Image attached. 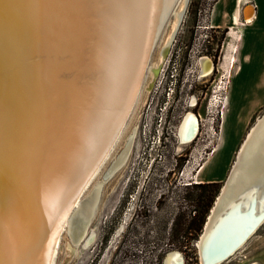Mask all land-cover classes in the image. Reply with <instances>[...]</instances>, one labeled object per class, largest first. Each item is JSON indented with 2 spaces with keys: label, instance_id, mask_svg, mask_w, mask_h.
Returning a JSON list of instances; mask_svg holds the SVG:
<instances>
[{
  "label": "bare ground",
  "instance_id": "obj_1",
  "mask_svg": "<svg viewBox=\"0 0 264 264\" xmlns=\"http://www.w3.org/2000/svg\"><path fill=\"white\" fill-rule=\"evenodd\" d=\"M188 2L0 0V264H55L62 235L77 216L90 222L98 188L87 201L81 196L123 134L143 86L152 88ZM174 10L159 59L151 65ZM254 14L251 5L247 20ZM200 63L202 76L211 74L212 60L201 58ZM225 118L224 111L222 126ZM197 132V117L188 113L178 128L180 142H192L188 138ZM131 147L132 141L111 169L126 161ZM208 165L201 164L198 175ZM263 223L260 117L213 208L200 264H215L221 252L248 237L234 256ZM85 233L84 227L77 230L76 240ZM165 264L185 260L173 251Z\"/></svg>",
  "mask_w": 264,
  "mask_h": 264
},
{
  "label": "rangeland",
  "instance_id": "obj_2",
  "mask_svg": "<svg viewBox=\"0 0 264 264\" xmlns=\"http://www.w3.org/2000/svg\"><path fill=\"white\" fill-rule=\"evenodd\" d=\"M215 1L189 0L160 74L150 90L143 86L123 134L81 196V201H87L98 188L94 216L86 224V217L79 214L70 231L68 228L63 233L55 264H165L173 251L184 257L185 264L200 263L195 244L200 234L181 231L177 223L184 214L188 218L194 214L193 199L202 190L195 184L212 182L198 175L211 152L216 149L217 153L211 155L207 172L220 165L214 174L222 186L231 174L236 156L221 163L224 147L235 140L254 100L237 98L238 87L248 83L234 75L230 85L229 73L223 69L237 41L232 37L236 34L233 29L211 26L209 15ZM173 14L163 25L151 65L159 59L175 10ZM204 57L215 64L208 76L201 72L200 59ZM150 80L148 72L145 87ZM227 94L230 98L226 106ZM258 102L261 106L245 124L247 131L264 112V98ZM224 111L226 126L221 133ZM190 112L199 120L200 132L194 141L182 144L177 132ZM130 141L126 161L111 169ZM83 227L85 237L76 240V231ZM89 238L91 242L86 245ZM255 263L264 264V223L238 253L222 264Z\"/></svg>",
  "mask_w": 264,
  "mask_h": 264
},
{
  "label": "crops",
  "instance_id": "obj_3",
  "mask_svg": "<svg viewBox=\"0 0 264 264\" xmlns=\"http://www.w3.org/2000/svg\"><path fill=\"white\" fill-rule=\"evenodd\" d=\"M247 4H252L255 8V14L251 21H248L245 17ZM209 22L215 28H230L233 29L231 31L234 34L236 33L235 36H231L234 40L236 39L237 43H234L232 49H230L231 57L226 56L223 69L226 74L229 73L230 85L233 82L234 75L238 76L239 81L248 83V85L238 87L237 98L254 99L251 102L253 103L252 109L247 110V119L244 121V125L238 130V134L234 135L235 140L230 142L228 146L225 144V156L221 161V163H224L231 161L235 156L237 160V154L247 133L245 124L249 122L257 108L261 106L258 100L264 98V0H216L210 11ZM245 67L246 71H244ZM226 98L227 106L230 98L228 94ZM223 128L222 126L221 133ZM210 160L211 158L206 161L210 163ZM216 168L212 167L209 169L210 171L207 172L206 170L202 174L204 181L219 180L214 174Z\"/></svg>",
  "mask_w": 264,
  "mask_h": 264
},
{
  "label": "trees",
  "instance_id": "obj_4",
  "mask_svg": "<svg viewBox=\"0 0 264 264\" xmlns=\"http://www.w3.org/2000/svg\"><path fill=\"white\" fill-rule=\"evenodd\" d=\"M194 187L202 188L201 192L195 197L194 200V214L189 218L186 214L180 217L178 221L179 229L186 233L198 235L201 233L206 218L209 214L211 207L215 201V197L220 192L222 183L218 181L198 183Z\"/></svg>",
  "mask_w": 264,
  "mask_h": 264
},
{
  "label": "water",
  "instance_id": "obj_5",
  "mask_svg": "<svg viewBox=\"0 0 264 264\" xmlns=\"http://www.w3.org/2000/svg\"><path fill=\"white\" fill-rule=\"evenodd\" d=\"M189 1V0H188ZM188 4V3H187ZM252 4H247L246 5V7H245V11H246V9L249 7V6H251ZM184 14H185V11H184ZM183 17H184V15H183ZM182 17V18H183ZM245 17H246V15H245ZM181 22H182V20H181ZM181 22H180V24H181ZM259 117H264V112H263V114H261V115H259ZM197 134V133H196ZM196 134L195 135H193V136H191V137H189L188 139L189 140H193L194 138H195V136H196ZM239 153V152H238ZM237 156H238V154H237ZM226 182H227V179H226V181L224 182V184H223V186L221 187V189H220V192L218 193V195H217V197H216V199H215V201H214V203H213V206L211 207V209H210V211H209V214H208V216H207V218H206V221H205V223H204V226H203V229H202V231H201V233H200V235H199V238L197 239L198 241H196V246H197V248H198V251H199V255H200V258H201V249H203V252H204V250H205V244H206V231H207V227H208V223H209V221H210V217L212 216V214H213V208H215L216 207V205H217V199H218V197L221 195V193H222V191H223V187H224V185L226 184ZM248 237H246V239H247ZM203 239V240H202ZM245 239V240H246ZM245 240L243 241V242H245ZM201 241H202V244H201V246H200V244H199V242L201 243ZM242 242V243H243ZM241 243V244H242ZM241 244L239 245H233V246H231V247H229V248H227L224 252H221L220 254V256H219V258H217L216 260H215V264H221L222 262H224L225 260L226 261H228L229 259H231L232 257H233V254H234V252L238 249V248H240V246H241ZM200 263H201V259H200ZM199 263V264H200Z\"/></svg>",
  "mask_w": 264,
  "mask_h": 264
},
{
  "label": "flooded vegetation",
  "instance_id": "obj_6",
  "mask_svg": "<svg viewBox=\"0 0 264 264\" xmlns=\"http://www.w3.org/2000/svg\"><path fill=\"white\" fill-rule=\"evenodd\" d=\"M169 54V53H168ZM168 56V55H167ZM204 58H206V59H210V60H212L210 57H204ZM166 59H167V57H166ZM212 62H213V60H212ZM206 64V63H205ZM208 65V64H207ZM206 67V66H205ZM215 68V64H214V62H213V69ZM161 69H162V67H160V71H161ZM160 71H159V73H158V75L160 74ZM157 75V76H158ZM190 113H193V112H190ZM194 114V113H193ZM195 115V114H194ZM196 116V115H195ZM197 121H198V132H197V134H196V136H195V138L197 137V135L199 134V132H200V122H199V120L197 119ZM194 138V139H195ZM194 139H193V141H194Z\"/></svg>",
  "mask_w": 264,
  "mask_h": 264
},
{
  "label": "built area",
  "instance_id": "obj_7",
  "mask_svg": "<svg viewBox=\"0 0 264 264\" xmlns=\"http://www.w3.org/2000/svg\"><path fill=\"white\" fill-rule=\"evenodd\" d=\"M246 20V19H245Z\"/></svg>",
  "mask_w": 264,
  "mask_h": 264
}]
</instances>
